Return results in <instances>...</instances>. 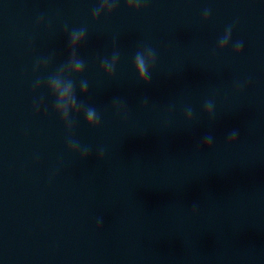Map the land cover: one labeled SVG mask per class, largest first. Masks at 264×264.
Segmentation results:
<instances>
[{
    "label": "water",
    "instance_id": "obj_1",
    "mask_svg": "<svg viewBox=\"0 0 264 264\" xmlns=\"http://www.w3.org/2000/svg\"><path fill=\"white\" fill-rule=\"evenodd\" d=\"M101 2L0 0V264H264V0H115L94 22ZM79 28L75 95L100 122L69 104V133L47 85Z\"/></svg>",
    "mask_w": 264,
    "mask_h": 264
},
{
    "label": "clouds",
    "instance_id": "obj_2",
    "mask_svg": "<svg viewBox=\"0 0 264 264\" xmlns=\"http://www.w3.org/2000/svg\"><path fill=\"white\" fill-rule=\"evenodd\" d=\"M144 0H127V7L130 11L140 12L142 10ZM115 0H102L99 7L93 11V21H97L101 14L111 15L115 10ZM209 15V10H205L204 19L207 21ZM86 36V29H72L69 37L70 45V58L67 63L58 70L57 74L50 77L48 81V90L55 100V112L61 118L62 123L65 125L67 131L71 133L72 131V121L70 120L67 125L65 120L67 119V105H71L72 115L79 116L81 112L84 115L85 122L87 126L91 129H96L99 127L100 117L96 110L91 107H86L83 104H78L75 95V82L73 77H81L85 68L84 61L77 58L76 50L84 43ZM231 40V29L226 31V35L220 40V51L225 50ZM242 48V42H237L235 45L236 55L240 54ZM119 60V53L113 52L111 59H104L101 61V71L105 76L111 78L115 73L117 63ZM156 65V54L151 47H144L135 53L133 67L135 69L136 76L142 85L148 86L150 84V77L152 70ZM39 64L36 65L38 69ZM50 85H52L50 87ZM80 94H87V81H81L80 84ZM61 105H64V110L61 111ZM214 103L212 101L205 102V113L212 119L215 115ZM115 110L117 112H122V106L115 105ZM36 111H39V106H37ZM187 120L191 122L192 110H187ZM238 132L232 131L229 134V144H235L237 140ZM205 147L210 148L212 145L213 137L211 135H206L204 137ZM79 149V145L71 139L69 136V151L76 153ZM84 156L87 155V149H84ZM103 156V150H101V157Z\"/></svg>",
    "mask_w": 264,
    "mask_h": 264
}]
</instances>
